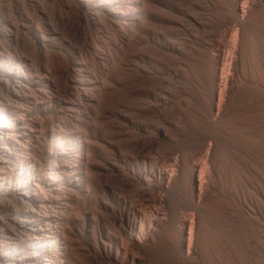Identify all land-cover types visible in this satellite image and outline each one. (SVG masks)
Listing matches in <instances>:
<instances>
[{
    "label": "rangeland",
    "instance_id": "rangeland-1",
    "mask_svg": "<svg viewBox=\"0 0 264 264\" xmlns=\"http://www.w3.org/2000/svg\"><path fill=\"white\" fill-rule=\"evenodd\" d=\"M0 264H264V0H0Z\"/></svg>",
    "mask_w": 264,
    "mask_h": 264
},
{
    "label": "water",
    "instance_id": "water-1",
    "mask_svg": "<svg viewBox=\"0 0 264 264\" xmlns=\"http://www.w3.org/2000/svg\"><path fill=\"white\" fill-rule=\"evenodd\" d=\"M196 180H198V179H197V174H196Z\"/></svg>",
    "mask_w": 264,
    "mask_h": 264
}]
</instances>
